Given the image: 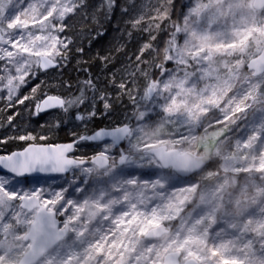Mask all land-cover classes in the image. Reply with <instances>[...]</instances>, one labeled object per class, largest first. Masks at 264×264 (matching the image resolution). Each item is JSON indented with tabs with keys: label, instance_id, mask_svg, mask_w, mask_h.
Wrapping results in <instances>:
<instances>
[{
	"label": "snow or ice",
	"instance_id": "6c2138e0",
	"mask_svg": "<svg viewBox=\"0 0 264 264\" xmlns=\"http://www.w3.org/2000/svg\"><path fill=\"white\" fill-rule=\"evenodd\" d=\"M86 6L0 0L7 108L35 98L38 86L32 97L22 89L67 59L65 20ZM114 6L97 11L110 19ZM151 7L127 21L149 40L112 81L133 105L123 122L63 144L19 135L31 143L0 152V264H264V0H191L181 20L173 0ZM161 31L163 47L152 43ZM78 93L46 96L35 115L88 102L87 117L76 114L85 120L97 100L112 108L91 78ZM81 142L99 150L76 155ZM53 173L64 183L39 184Z\"/></svg>",
	"mask_w": 264,
	"mask_h": 264
},
{
	"label": "trees",
	"instance_id": "16d2710c",
	"mask_svg": "<svg viewBox=\"0 0 264 264\" xmlns=\"http://www.w3.org/2000/svg\"><path fill=\"white\" fill-rule=\"evenodd\" d=\"M102 2L103 0H86L87 6L82 11L66 18L67 27L60 36L68 37L72 41L69 44L67 59L50 73L41 71L21 91V95L32 97V88L38 86L35 98L26 100L24 104H16L13 108H7V101L0 99V141H6L0 143V152L18 150L30 143L16 139L19 135L31 133L37 137L38 144L67 143L80 135H90L100 128L115 126L132 113L131 101L127 95L117 98L119 90L112 81L115 79L119 82L121 77H126V70L130 71L137 63L136 57L140 54L142 45L149 40L148 32L133 29L127 21L141 13L154 15L151 6L155 5L157 0H115L110 19L103 17V10L97 11ZM190 2L191 0H173L172 19L181 20L182 13L187 11ZM93 13H97L99 24L92 19ZM169 24L170 22L166 21L162 27L167 28ZM98 31H102L103 35H97ZM153 34L157 39L152 43L163 47L168 38L167 33L161 31ZM104 56L109 57V60H102L101 57ZM144 56L147 57L148 54L145 53ZM147 70L154 71L151 68ZM155 75H159V70H155ZM89 78L101 91L110 94V110L106 112L103 102L99 100L100 102L95 103L96 116L82 121L88 120L83 128H79L76 114L79 112L87 117L90 106L88 102L79 108L70 109L68 113L60 110L35 115V105L39 100L51 95H77L81 82ZM2 95L3 93H0V96ZM9 115L14 116L11 123L7 121ZM57 120L60 121L59 127L54 126ZM40 136H46L47 139L40 140ZM97 147L94 144L82 143L76 154L91 155L98 151Z\"/></svg>",
	"mask_w": 264,
	"mask_h": 264
},
{
	"label": "rangeland",
	"instance_id": "374dc122",
	"mask_svg": "<svg viewBox=\"0 0 264 264\" xmlns=\"http://www.w3.org/2000/svg\"><path fill=\"white\" fill-rule=\"evenodd\" d=\"M28 2V0H25V4ZM171 66V65H169ZM53 71V70H52ZM50 73V71H48ZM34 80V79H33ZM32 82V81H31ZM30 82V83H31ZM28 86V85H27ZM25 88V87H24ZM23 88V89H24ZM22 89V90H23ZM96 102H100L99 100H97ZM88 112L91 111V107L89 106L88 107ZM96 108V107H95ZM54 111H60V109L58 110H54ZM84 120H79L78 121V124L80 125L79 128H83L84 125H86V122H88V120L86 122H82ZM31 143V142H30ZM84 143H87V142H84ZM90 144V143H88ZM94 145H97V144H94ZM98 146V145H97ZM97 150H99V146L97 147ZM39 184H43V185H47V184H55V185H59V184H63L64 183V179L62 177H53V178H37Z\"/></svg>",
	"mask_w": 264,
	"mask_h": 264
},
{
	"label": "water",
	"instance_id": "95a60500",
	"mask_svg": "<svg viewBox=\"0 0 264 264\" xmlns=\"http://www.w3.org/2000/svg\"><path fill=\"white\" fill-rule=\"evenodd\" d=\"M58 68H59V66L54 67V68H49L46 72L52 71V70H56ZM42 72H45V71H42ZM54 110H58V108L46 110L45 112H42V114L43 113H48V112H51V111H54ZM67 143H70V142H67ZM87 143L96 144L94 142H87ZM61 144H63V143H61ZM37 177H42V178H47V177L50 178L51 177V178H53V177H61V175L60 174H56V173H53V174H37Z\"/></svg>",
	"mask_w": 264,
	"mask_h": 264
}]
</instances>
